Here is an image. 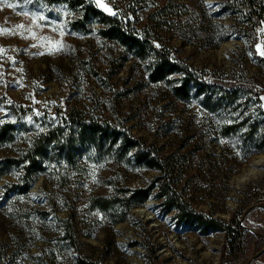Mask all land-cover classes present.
Returning <instances> with one entry per match:
<instances>
[{
    "label": "rangeland",
    "instance_id": "374dc122",
    "mask_svg": "<svg viewBox=\"0 0 264 264\" xmlns=\"http://www.w3.org/2000/svg\"><path fill=\"white\" fill-rule=\"evenodd\" d=\"M248 2L84 0L186 69L189 96L179 98L185 74L152 82L149 60L103 37L81 6L0 0V129L11 125L0 161H13L0 177V264H246L264 248V164L235 181L264 155V0ZM71 111L102 125L106 144L66 157L52 143L28 176L35 137L61 127L62 143L75 139ZM123 135L168 172L135 166ZM162 187L186 209L240 224L237 258L224 232L202 233L167 210ZM141 188L148 198L123 221L113 222L121 208L92 207ZM249 264H264V253Z\"/></svg>",
    "mask_w": 264,
    "mask_h": 264
},
{
    "label": "trees",
    "instance_id": "16d2710c",
    "mask_svg": "<svg viewBox=\"0 0 264 264\" xmlns=\"http://www.w3.org/2000/svg\"><path fill=\"white\" fill-rule=\"evenodd\" d=\"M56 3H69L74 7L81 6L85 14L94 16L95 18H100L98 21L101 25H104V30L101 32L102 36L106 39L115 40L121 46L125 47L129 52H133L135 56L141 60H149L150 68V80L152 82L163 81L167 77L175 74H189L186 69L179 67L172 59H170L165 53L160 52V50L153 47L151 43L148 42L147 38L133 35L130 33L121 23L116 16H108L103 14L99 9L91 6H85L84 0H49ZM248 4L252 5L251 0H248ZM257 10H261L259 7ZM187 76V75H186ZM192 81L191 76H187L183 80V85L181 87H176L175 92L179 98H187L188 90L190 88L189 83ZM204 83L198 89V93L204 91ZM65 126L76 131L74 140L66 139L61 142L59 138V130L63 128H55L54 130H49L35 137L32 141L27 154L24 156V163H27L26 172L28 176L36 170L40 159L42 160L47 152L48 147L52 144H60L64 148V156L70 157V150L76 145H82L84 143H92V145L103 146L107 142L106 135H99L103 131V126L99 123L91 120L84 119L79 113L71 111L68 114ZM11 125L7 124L0 129V141H5L9 137V130ZM104 132V131H103ZM122 148L125 154L134 150L132 157L134 159V165L138 167H145L147 169H155L161 173H167L168 167L159 160V158L151 156L149 150L141 146L140 141L131 139L126 135L122 137ZM115 142V141H114ZM62 155V156H63ZM66 157H62L65 159ZM13 164V161L6 159L0 161V177L6 174L8 166ZM35 172V171H34ZM162 187L161 189H163ZM150 189H137L133 191L128 197L122 199V203H118L115 199L98 197L92 199V207L100 212H114L117 208H121L123 216L113 219V222L117 223L123 221L127 213L134 207L141 205L149 196ZM159 198L163 201L162 203L166 205L167 210L177 211L178 216L181 220H190L191 223L195 224L202 233L209 232H224L226 238H229L228 244L230 248V255L237 258L236 252L241 250V243L245 239V229L236 223L234 228H231L232 223L225 224L223 221L217 218L206 217L203 214L197 213L191 209H186L183 206L176 203L168 192H165V188L162 193L159 194ZM232 221V220H231ZM255 236H258L255 234ZM235 246V248H234ZM235 253V254H234ZM239 253V252H238Z\"/></svg>",
    "mask_w": 264,
    "mask_h": 264
},
{
    "label": "bare ground",
    "instance_id": "6f19581e",
    "mask_svg": "<svg viewBox=\"0 0 264 264\" xmlns=\"http://www.w3.org/2000/svg\"><path fill=\"white\" fill-rule=\"evenodd\" d=\"M260 164H264V155H260L257 156L256 158H254L252 160V162L250 163L251 168H249L247 171H245L242 175H239L235 181L236 183H240L246 180H250L252 178H254L257 175V170L254 169L255 166L260 165Z\"/></svg>",
    "mask_w": 264,
    "mask_h": 264
},
{
    "label": "snow or ice",
    "instance_id": "6c2138e0",
    "mask_svg": "<svg viewBox=\"0 0 264 264\" xmlns=\"http://www.w3.org/2000/svg\"><path fill=\"white\" fill-rule=\"evenodd\" d=\"M96 2H97V4H100V0H96ZM101 6L103 7V5H101ZM8 7L14 8V7H16V5L8 4ZM105 11H108L110 14L115 15V12H113L111 9L105 8ZM19 27H23V25H20ZM256 50L262 57H264V47L257 45Z\"/></svg>",
    "mask_w": 264,
    "mask_h": 264
},
{
    "label": "water",
    "instance_id": "95a60500",
    "mask_svg": "<svg viewBox=\"0 0 264 264\" xmlns=\"http://www.w3.org/2000/svg\"><path fill=\"white\" fill-rule=\"evenodd\" d=\"M262 253H264V248L261 249L259 252H257L255 255H253L246 264L251 263L254 259L259 257Z\"/></svg>",
    "mask_w": 264,
    "mask_h": 264
}]
</instances>
